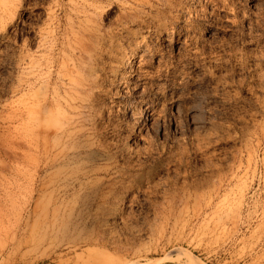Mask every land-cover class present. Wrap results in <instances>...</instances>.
Segmentation results:
<instances>
[{
	"label": "rangeland",
	"instance_id": "obj_1",
	"mask_svg": "<svg viewBox=\"0 0 264 264\" xmlns=\"http://www.w3.org/2000/svg\"><path fill=\"white\" fill-rule=\"evenodd\" d=\"M0 264H264V0H0Z\"/></svg>",
	"mask_w": 264,
	"mask_h": 264
},
{
	"label": "bare ground",
	"instance_id": "obj_2",
	"mask_svg": "<svg viewBox=\"0 0 264 264\" xmlns=\"http://www.w3.org/2000/svg\"><path fill=\"white\" fill-rule=\"evenodd\" d=\"M133 61V60H132ZM123 71V68H122ZM56 123V122H55ZM68 124V123H67ZM65 126V125H64ZM70 125L68 124L65 128H63V132L67 133L65 134V136L69 139L71 138L70 136V128H68ZM47 138V136H46ZM47 143L45 144V148H44V154L46 155V159H52V157H57V155L60 153H62L61 149L57 148V145L55 146H48V141H46ZM55 159L51 160L49 163H46V165L52 166L51 162L55 163Z\"/></svg>",
	"mask_w": 264,
	"mask_h": 264
}]
</instances>
